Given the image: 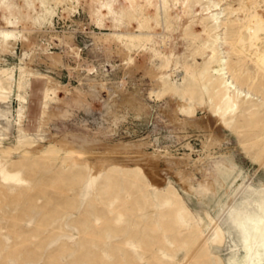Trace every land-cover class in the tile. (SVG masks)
<instances>
[{
	"label": "rangeland",
	"instance_id": "rangeland-1",
	"mask_svg": "<svg viewBox=\"0 0 264 264\" xmlns=\"http://www.w3.org/2000/svg\"><path fill=\"white\" fill-rule=\"evenodd\" d=\"M178 1L0 0V264H241L223 201L264 184V67L239 56L238 94L213 68L264 0Z\"/></svg>",
	"mask_w": 264,
	"mask_h": 264
},
{
	"label": "bare ground",
	"instance_id": "bare-ground-1",
	"mask_svg": "<svg viewBox=\"0 0 264 264\" xmlns=\"http://www.w3.org/2000/svg\"><path fill=\"white\" fill-rule=\"evenodd\" d=\"M128 1L130 3L133 2V0ZM145 1L150 7L156 9V2L158 0ZM178 2V0H172V6L168 7V9L171 10L175 8ZM184 2L186 4L187 0H184ZM185 4H182V8L185 7ZM103 10L109 12L110 7L107 5H102L100 10L95 11L101 17L104 15L102 14ZM223 12V8L218 7L217 4H212L210 6H207L204 15H207L210 19L215 20V23L217 24L216 26L218 27L219 23L222 22L220 18ZM26 18L27 17L20 13L18 16V21H24ZM201 20H203V18H201L200 21ZM98 21L100 22V20ZM263 32L264 18H262V16L260 15L254 14L249 20V23L246 27V35L237 36L233 41L226 42L229 45L230 51L236 54L238 58L235 61L234 66L228 64L227 59H225L222 62L223 65H220L219 70L216 68H213V70L218 75L220 73L224 74L227 82L229 81V79H231V81L228 82L229 85L227 87L230 94L233 91H235V93L237 94L238 92H240V89L236 86V81L233 78L234 72H237V70L242 71V68L244 69V65L241 64V59L239 58V56H243L244 58H246L247 56L251 57H248L247 59L253 61L257 71L263 72L264 49L260 48V35ZM57 41L59 43L61 42L59 38L57 39ZM69 47L72 52L77 53L75 48L71 46ZM209 51L210 53H213V49H209ZM244 70H246L247 73V68ZM248 94L250 93L248 92ZM259 105L262 106L263 101H261ZM184 122L186 121H182L181 123L183 124ZM209 144V142H207L206 145L204 144L203 149L205 150L206 156L210 155L208 151ZM225 170L232 169L227 165V167H225ZM226 177H228V174L224 176V178L219 179L222 184H224V180ZM223 202L225 211L232 221V227L235 228L239 233L240 247L244 253L241 264H264V184L261 187L254 189L238 187L233 191L226 190ZM213 227L216 228L218 232V235L213 239V242L217 241L220 244L223 242V240L226 239H230L232 241V234L229 230L223 231L222 229H220L216 221H213ZM142 242L144 243L143 248L145 252L149 251L150 243H148L146 239H143ZM142 258L146 259V256L142 254Z\"/></svg>",
	"mask_w": 264,
	"mask_h": 264
}]
</instances>
